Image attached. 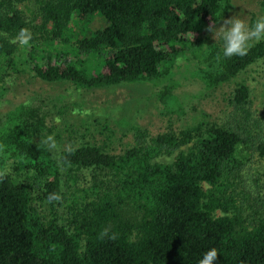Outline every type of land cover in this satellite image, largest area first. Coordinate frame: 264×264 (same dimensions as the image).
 <instances>
[{"label":"trees","instance_id":"trees-1","mask_svg":"<svg viewBox=\"0 0 264 264\" xmlns=\"http://www.w3.org/2000/svg\"><path fill=\"white\" fill-rule=\"evenodd\" d=\"M231 7V0H0V63L17 47L9 39L27 27L35 79L76 89L160 82L161 114L184 118L154 135L133 125L132 140L116 150L106 141L115 130L98 139L85 124L96 115L80 103L49 96L14 105L0 123V170L12 167L0 180V264H198L213 247L215 264H264V208L248 215L253 191L236 156L248 144L264 159V115L245 80H234L264 59V41L228 59L205 30ZM182 61L195 64L205 87L234 80L222 121L204 109L187 114L173 90ZM50 102L64 119L84 112L83 128L54 123ZM49 136L52 149L43 143ZM163 155L173 158L158 160ZM61 187L62 201L49 203Z\"/></svg>","mask_w":264,"mask_h":264},{"label":"rangeland","instance_id":"rangeland-1","mask_svg":"<svg viewBox=\"0 0 264 264\" xmlns=\"http://www.w3.org/2000/svg\"><path fill=\"white\" fill-rule=\"evenodd\" d=\"M260 2L261 0H231L232 7L224 18L239 14L252 22L257 16L264 15L260 9ZM35 9L36 5L33 2L24 4L25 17L30 19ZM210 37L212 38L211 34ZM29 47L22 48L17 45L12 54L1 57L0 91L3 95L0 100V123L6 112L14 105L41 97L48 99L49 96L51 101L54 100L52 98H55L56 102L58 100L62 103H80L85 110L87 109L84 110L85 113L96 115L94 121L93 117H86L88 121L85 124L90 125L98 139L103 138L99 131L108 133V127L114 129L115 133L106 141L111 148L116 150L132 140L131 127L133 125L145 126L154 135L167 130V128L177 129L184 123L183 117L178 119L161 114L156 96L162 84L160 82L120 83L92 89H76L66 82H44L32 76L28 57ZM194 68L195 64L192 61H182L179 68L175 69L173 76L176 80L173 90L181 98L187 114L192 113L195 108L204 109L211 118L222 121L225 94L234 84V80L244 79L251 88L253 106L264 115V59L250 64L234 80L218 88L205 87L194 76ZM9 80L11 83L6 82ZM49 106L54 113L52 116L54 123L60 124L61 120H64L68 126L83 128L84 112L67 113L68 115L65 114L64 119L63 116L60 117L59 114H56L57 109L52 107L53 102H50ZM57 106L61 105L57 104ZM70 115L76 116L74 118ZM236 156L246 163L244 179L249 184L247 187L253 191L249 199L248 205L251 206V209H249L248 215L254 217L264 208V204H262V202L264 203V159L253 152L248 144L240 146L236 151ZM172 158L171 155H163L158 160L171 161ZM4 169H7V173H12L10 163L2 168V170ZM203 186L204 188L209 187L205 182ZM216 214L221 215L223 212L217 210Z\"/></svg>","mask_w":264,"mask_h":264},{"label":"clouds","instance_id":"clouds-1","mask_svg":"<svg viewBox=\"0 0 264 264\" xmlns=\"http://www.w3.org/2000/svg\"><path fill=\"white\" fill-rule=\"evenodd\" d=\"M222 23H217L215 20L210 22L205 30L211 34L212 38L217 42L222 43L223 58L231 59L232 57H244L250 49L257 43L264 41V15L257 16L256 19L250 22L247 18L237 14L228 18H222ZM194 33L192 34V39ZM33 40V32L25 27L21 28L18 33L9 39V43L19 45L20 47L30 46ZM217 58H221V53H217ZM11 83V81H6ZM49 149L54 148L55 142L51 136L43 140ZM5 146L0 144V152L4 151ZM7 175V169L0 170V180H3ZM52 192L48 194L47 200L49 203L62 201L61 192ZM106 233H102L101 238ZM111 238H115V235ZM218 250L213 247L208 249L198 261V264H215L218 258Z\"/></svg>","mask_w":264,"mask_h":264}]
</instances>
